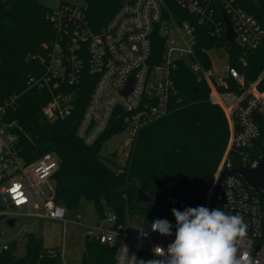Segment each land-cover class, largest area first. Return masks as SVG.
Instances as JSON below:
<instances>
[{
	"label": "built area",
	"instance_id": "2783aa9c",
	"mask_svg": "<svg viewBox=\"0 0 264 264\" xmlns=\"http://www.w3.org/2000/svg\"><path fill=\"white\" fill-rule=\"evenodd\" d=\"M172 1L194 14L199 23L214 27L218 36L224 33L227 42L241 48L238 60L247 67L250 55L262 44L264 28L234 0H223V11L236 34L233 42L227 39L224 20L223 27L217 23L211 0H122L97 31L79 5L59 3L47 15L55 34L38 55L43 71L28 75L27 89L49 93L42 112L54 123L73 114L80 101L78 88L90 74L92 92L77 133L93 145L115 126L126 130V139L112 151L125 161L140 129L168 115L180 101L172 72L180 62L186 63L196 80L209 86V101L223 109L229 123L228 144L211 187L189 208L169 206L141 222H118L111 213L90 226L87 234L110 246L118 245L116 264H137L143 253L149 255L146 264H264V181L258 193L243 177L229 172L221 188H216L222 171L259 165L264 144L259 152L255 141L264 133V90L259 87L264 69L250 80L240 66L231 63L224 44L214 47L228 54L223 70L213 67L211 49L204 50L211 61L206 67L196 53V24L174 19L169 8ZM157 26L166 42L161 60L152 62ZM230 82L235 89L228 88ZM18 99L13 94L0 105V197L11 207L0 209V215L66 222L69 212L55 200L54 174L60 157L46 152L26 162L17 148L14 122L2 119L16 108ZM61 262L69 264L63 258Z\"/></svg>",
	"mask_w": 264,
	"mask_h": 264
},
{
	"label": "trees",
	"instance_id": "16d2710c",
	"mask_svg": "<svg viewBox=\"0 0 264 264\" xmlns=\"http://www.w3.org/2000/svg\"><path fill=\"white\" fill-rule=\"evenodd\" d=\"M234 2L253 14L264 28V0ZM121 3L122 0H83L80 8L97 31L107 24ZM211 3L216 10V21L223 27L224 2L211 0ZM169 8L170 15L178 22L196 24V53L206 67L211 66V61L204 50L224 44L229 48L231 63L240 66L250 80L256 79L264 69V39L250 55L247 67H243L238 60L241 48L227 42L224 33L218 36L214 27L199 23L194 14L176 2L172 1ZM51 9L41 0H0V105L11 95H19L16 108L9 109L2 119L14 122L12 130L18 134L17 148L22 157L31 162L46 152L58 154L55 200L74 216L83 199L96 204L101 218L106 217L100 204L105 200L117 221L123 223L130 215L144 213L150 217L161 212L151 205L152 200L171 199V208L191 207L198 200L186 201L187 191L206 172L216 171L230 133L223 109L208 99L209 86L198 82L186 63L180 62L172 72L180 98L172 111L140 129L125 161L116 152L102 156L103 144L120 128H111L93 145H87L78 135L77 127L92 92L90 74L87 73L86 81L78 88L80 101L73 114L54 123L48 122L42 112L49 93L36 87L27 89L28 75L43 71L38 59L43 44L50 42L55 34L47 17ZM165 42L166 37L157 26L152 36V62L161 60ZM259 87L264 90V77ZM228 88L235 89L234 83L230 82ZM255 144L260 152L264 133ZM232 159L238 164L236 158ZM25 237V254L16 256V242L11 241L7 249L0 250V264H62L58 248H47L43 238L33 231L26 232ZM84 243L79 264H116L117 244L110 246L88 234ZM148 260L149 255L143 253L137 264H146Z\"/></svg>",
	"mask_w": 264,
	"mask_h": 264
},
{
	"label": "rangeland",
	"instance_id": "374dc122",
	"mask_svg": "<svg viewBox=\"0 0 264 264\" xmlns=\"http://www.w3.org/2000/svg\"><path fill=\"white\" fill-rule=\"evenodd\" d=\"M42 3L51 8L59 3H70L81 5L83 0H41ZM222 51V52H221ZM221 52V53H220ZM209 55L216 70H223L227 64V52L225 49H211ZM127 137V131L123 130L113 134L102 146L101 155L105 156L117 149ZM222 159V158H221ZM221 161V160H220ZM220 163V162H219ZM0 201L3 199L0 197ZM152 204H158V201H150ZM106 216H110L111 212L105 200L100 202ZM3 208L10 210V205L3 202ZM174 209V208H171ZM79 217V218H77ZM149 218L147 214L138 213L130 215L128 222H141ZM7 216L0 218V250L4 243L11 241L16 242L15 255L21 257L26 252L25 233L33 231L41 236L44 245L47 248H58L62 258L69 264H79L83 258L85 243V235L89 232L90 226L97 225L102 219L97 212L96 204L93 201L83 199L80 208L76 211V215L67 214L66 222L50 219V218H33L27 216H19L15 225L11 226L6 222ZM105 225L108 224L104 221Z\"/></svg>",
	"mask_w": 264,
	"mask_h": 264
},
{
	"label": "water",
	"instance_id": "95a60500",
	"mask_svg": "<svg viewBox=\"0 0 264 264\" xmlns=\"http://www.w3.org/2000/svg\"><path fill=\"white\" fill-rule=\"evenodd\" d=\"M223 20L225 22V34L227 39L233 42L236 38V34L233 30L231 25L230 19L227 14L222 10ZM236 173L244 178L246 183L252 187L256 192L260 193L259 188L264 181V151L260 158V162L257 168H252L249 165H239L238 167L233 168L231 171L224 170L221 173V176L217 180L216 188L220 189L222 180L227 173ZM214 181V174L212 172H206L203 176H201L194 185L187 191L186 201H193L197 198L201 197L212 185ZM173 200H161L158 201V204H152V206L158 207L159 209L163 210L171 206ZM6 222L13 226L16 222V217H8Z\"/></svg>",
	"mask_w": 264,
	"mask_h": 264
},
{
	"label": "crops",
	"instance_id": "0c3cea01",
	"mask_svg": "<svg viewBox=\"0 0 264 264\" xmlns=\"http://www.w3.org/2000/svg\"><path fill=\"white\" fill-rule=\"evenodd\" d=\"M16 220H17V219H16ZM4 244H9V243H4ZM4 244H3V245H4Z\"/></svg>",
	"mask_w": 264,
	"mask_h": 264
}]
</instances>
